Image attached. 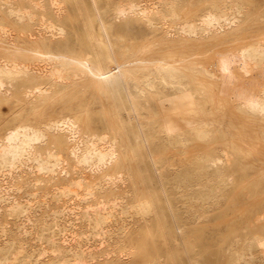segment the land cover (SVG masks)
<instances>
[{
	"label": "bare ground",
	"instance_id": "bare-ground-1",
	"mask_svg": "<svg viewBox=\"0 0 264 264\" xmlns=\"http://www.w3.org/2000/svg\"><path fill=\"white\" fill-rule=\"evenodd\" d=\"M117 259L264 264V0H0V264Z\"/></svg>",
	"mask_w": 264,
	"mask_h": 264
},
{
	"label": "rangeland",
	"instance_id": "rangeland-1",
	"mask_svg": "<svg viewBox=\"0 0 264 264\" xmlns=\"http://www.w3.org/2000/svg\"><path fill=\"white\" fill-rule=\"evenodd\" d=\"M144 2H148L149 0H143ZM56 16H60L61 18H64L66 17V14L64 11H60V12H57V14H54ZM12 34H11V37L13 35L14 37V40H18L19 39V33L15 30H12ZM18 33V34H16ZM12 37V38H13ZM218 210H214V211H211L210 214L212 216V218L209 220V221H206L205 223L211 228L214 230V233L216 235V238L215 239H212V238H206L204 240V243L211 246V252H215V249L213 248L216 244V241H219L221 242L222 240V237H223V234L222 232L226 229V225H227V222H230L234 216H237V215H246L248 214L249 212H237V213H229L226 217H224V219H220L218 218ZM77 222V225H76V229H77V232L79 233V229L81 227V224H79L81 221L80 219L76 221ZM79 235V234H78ZM76 242V240H75ZM74 242V243H75ZM96 247V246H95ZM118 260V259H117ZM118 264H123V260H118Z\"/></svg>",
	"mask_w": 264,
	"mask_h": 264
}]
</instances>
